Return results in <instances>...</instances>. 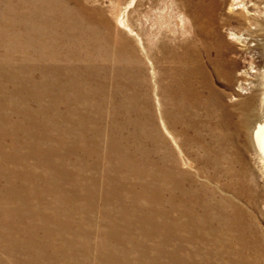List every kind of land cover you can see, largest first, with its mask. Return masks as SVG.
Returning a JSON list of instances; mask_svg holds the SVG:
<instances>
[{
	"label": "bare ground",
	"instance_id": "6f19581e",
	"mask_svg": "<svg viewBox=\"0 0 264 264\" xmlns=\"http://www.w3.org/2000/svg\"><path fill=\"white\" fill-rule=\"evenodd\" d=\"M102 2L0 0V264H264V13L153 55Z\"/></svg>",
	"mask_w": 264,
	"mask_h": 264
},
{
	"label": "rangeland",
	"instance_id": "374dc122",
	"mask_svg": "<svg viewBox=\"0 0 264 264\" xmlns=\"http://www.w3.org/2000/svg\"><path fill=\"white\" fill-rule=\"evenodd\" d=\"M173 1L175 0H162V1H159L156 8H148L147 10L140 9L138 10L137 13H134V14H131L130 12L132 9L126 10L125 6L122 5L124 0H112L113 3H111V0H103L102 6L104 9H108L110 7L109 9H110L111 15L114 18L120 17L121 14L122 15L125 14L128 21L130 20L134 21L135 19H138L137 25L142 32L141 37H140L141 42L144 44L145 48L147 49V51H149V53L155 55V50L157 49L154 46V44H156L155 43L156 41H161V42L167 43L168 45H172L171 46L172 49H174L176 45L180 46L186 43L192 46V27L196 24V21L194 20L192 21V27H191V24L188 23L189 24L188 25L186 21L184 22L181 21L179 17L180 14L172 6ZM208 1L209 0H206V2ZM245 2L254 4L255 10H258L259 13L261 12L264 13V0H245ZM116 9H118V11ZM217 14L218 16H220L221 14H224L225 18L232 17V16H229V14H226L224 11H218ZM227 24H228V27L234 28V29L238 28L239 26L237 21L233 17L229 19V22ZM225 33L226 32L223 31L222 34L225 35ZM228 43L231 47H234V48L238 47L235 43L229 40H228ZM163 51H164V55H167V57L170 55L169 50L163 49ZM181 51L182 50H180V52ZM157 57H161V56L158 55ZM234 58L237 61H242L241 56L238 54H235ZM156 79H157L156 81L160 79L159 75L157 74H156ZM215 86L219 88L220 90H222V87L219 85V83L215 84ZM97 199L100 201L99 198ZM92 218H93L92 221L95 224V222L98 219L97 214H94ZM184 247H185L184 251L179 254L181 257L183 255H186L192 249V246H189L187 244L186 245L184 244Z\"/></svg>",
	"mask_w": 264,
	"mask_h": 264
}]
</instances>
